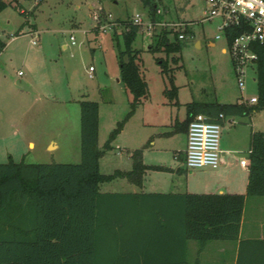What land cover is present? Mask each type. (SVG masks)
I'll return each mask as SVG.
<instances>
[{
	"label": "rangeland",
	"instance_id": "1",
	"mask_svg": "<svg viewBox=\"0 0 264 264\" xmlns=\"http://www.w3.org/2000/svg\"><path fill=\"white\" fill-rule=\"evenodd\" d=\"M154 1L158 4L160 12L156 13L161 19L155 27L150 23L147 7L140 0H18L19 6H8L0 12V37L6 42L0 53V163L9 160L78 162L79 100H95L99 104V147L108 139L117 121L125 117L131 94L125 91L119 80L118 60L119 51L124 49V28L117 26L114 30L109 26V20L140 18L141 29L132 47L139 51L149 97L110 143L111 148L105 152L109 160L107 163L102 161L99 168L102 173L128 168L127 150L142 147L143 141L139 142L142 131L151 132L149 125L143 130L142 122L152 120L159 109L168 111L164 107H170L174 124L176 118L184 119L185 103L189 101L233 103L242 97H256L254 72L248 70L243 90L238 86L227 41L218 30L221 20H202L206 0ZM20 9L31 12L32 16L25 19ZM27 20L35 24L36 32L31 31L28 24L19 31ZM180 23L186 26H180ZM185 27L189 37L178 38L182 40L179 52L166 55L150 49L157 43V38L153 37L154 29L184 33ZM17 32L20 34L16 35ZM217 35H220L219 39H216ZM70 37L74 38L73 44ZM169 39L174 40L173 34ZM32 40L36 43L33 44ZM208 41H214L215 46L211 47ZM222 48L227 51L222 52ZM174 56L178 57L177 62L172 61ZM161 60L167 62V72L161 70ZM171 74L175 75L173 82L177 87L176 96L172 98L164 92L171 87ZM255 117L256 128L264 130V110L257 112ZM238 120L247 123L244 125ZM248 121L249 118L244 116L235 117L233 125L226 120L221 127L220 148H225L233 140L240 147L246 146ZM183 140V133L161 140L167 149L155 155L164 162H171V149L181 148ZM251 199L255 203L264 201V197ZM254 205L256 211L254 208L253 211L258 218L264 219V207ZM254 224L242 216L239 240L244 241L247 225ZM190 243L191 255H194L198 244L195 241ZM209 245L224 246V250L228 247L226 252L219 250L218 255L210 256V261L236 263L234 252L238 253L239 241L214 240Z\"/></svg>",
	"mask_w": 264,
	"mask_h": 264
},
{
	"label": "trees",
	"instance_id": "2",
	"mask_svg": "<svg viewBox=\"0 0 264 264\" xmlns=\"http://www.w3.org/2000/svg\"><path fill=\"white\" fill-rule=\"evenodd\" d=\"M147 7L152 26L160 22L158 4L140 0ZM19 6L18 0H0V12ZM27 19L31 12L20 9ZM113 29L124 28V49L118 53L119 77L126 92L129 110L117 121L108 139L98 146L99 104L79 100L80 160L78 162L33 163L24 160L0 163V264H199L190 260L188 242L198 244L197 253L214 240L239 241L235 264H264V251L252 256L242 254L239 240L246 198L264 197V131L250 135L248 179L245 193H132L102 192L101 183L115 178L137 180L145 169H160L143 164L141 149L127 150L132 159L130 170L105 174L99 160L111 148V142L125 122L148 97L139 51L132 47L141 29L132 20L114 19ZM30 30L35 24L28 20ZM96 30H98L96 28ZM115 33V32H114ZM185 34H189L185 27ZM20 33H16L19 35ZM174 40L170 41L169 35ZM176 30L161 28L153 51L177 53L182 40ZM116 35V33H115ZM233 34L228 35V41ZM6 42L0 37V53ZM256 102L240 99L235 103L190 101L185 104L186 119L178 130H187L195 114L222 122L226 116H249L264 110V45L254 44ZM177 62L178 57L171 58ZM167 72V62L161 60ZM174 74L165 95L176 96ZM223 118H219V115Z\"/></svg>",
	"mask_w": 264,
	"mask_h": 264
},
{
	"label": "crops",
	"instance_id": "3",
	"mask_svg": "<svg viewBox=\"0 0 264 264\" xmlns=\"http://www.w3.org/2000/svg\"><path fill=\"white\" fill-rule=\"evenodd\" d=\"M36 32V28L31 30ZM35 41V40H32ZM33 43V42H32ZM196 44H199L196 41ZM208 44L213 47L215 46L214 41H208ZM222 52H226L225 48H222ZM249 70L255 74V63H253ZM255 79V76L253 77ZM120 80V79H119ZM117 80V81H119ZM23 83L20 80H17V83ZM257 96V95H256ZM243 99V97L241 98ZM247 99V98H245ZM237 99L235 102L239 101ZM190 102V101H189ZM206 102V101H199ZM208 102H219V101H208ZM233 102V103H235ZM144 103V102H143ZM139 105L136 109H138ZM187 103V102H186ZM185 103V104H186ZM226 103V102H219ZM167 106V103L164 102ZM169 105V103H168ZM168 111L164 109H159L152 120L143 121L142 126L143 130H146V126L149 125L151 132L146 134L142 131L139 142L143 141L141 149V157L143 164L147 166H157L160 169L148 168L143 171L140 178L137 180L139 183H134L128 181L126 178H115L109 182L101 183L99 189L102 192H132V193H233V194H243L246 190L247 179H248V166H243L240 163L242 158L248 160V157H243L241 154H249V142L250 135L254 131H264L261 128H256V113L261 111L252 112L249 116H244L249 118V129L247 131V145L240 147L236 140H233L229 143L228 146L221 149V159L222 162L219 167L213 169L210 167H202L197 169H188L184 163V151L186 148V131L183 129L178 130V124L186 119V110L185 117L182 120L176 118L174 124L171 122L172 119V110L170 107ZM242 115L226 116L222 119L221 126L223 127L226 120H230L232 125L234 124L235 117H241ZM243 117V116H242ZM239 122L246 125L247 121L238 120ZM231 125V124H230ZM248 126V125H247ZM173 127V129H172ZM175 133H183L184 140L183 146L181 148H172L173 151L171 162H164L160 160L155 154L156 152H161L167 148L164 146L163 139H169ZM29 145H32L31 143ZM121 148V147H120ZM121 149H126L123 147ZM129 150V149H128ZM135 150V149H131ZM121 153V152H120ZM107 153H105L99 160V168L101 162L107 163L109 158L106 159ZM130 160L128 168L120 169L115 168L114 170H130L132 168V159ZM113 170V171H114ZM189 170V172H188ZM113 173V172H112ZM161 173L162 175H156ZM109 174V173H105ZM251 198H246L243 207L242 216L245 220H252L255 222L254 225H247L245 231L246 236L243 239L242 243L245 246L244 255L252 256L257 252L264 251V219L262 217L258 218L256 214V205L264 207V201H257L256 203L252 201ZM253 208L255 211H253ZM256 233V234H255ZM240 239V238H239ZM211 242V241H210ZM194 247V246H193ZM193 249V248H192ZM191 243L188 242V256L190 260H195L196 258L199 261V264H219L213 261H210V256L218 255L217 252H226L228 247L224 250V246L214 247L209 245V242L205 245L203 250L199 253H194L191 255ZM220 250V251H219ZM224 250V251H223ZM197 251V250H196ZM190 254V255H189ZM205 256V257H204ZM234 256L237 257V252H234ZM234 259V258H233Z\"/></svg>",
	"mask_w": 264,
	"mask_h": 264
},
{
	"label": "built area",
	"instance_id": "4",
	"mask_svg": "<svg viewBox=\"0 0 264 264\" xmlns=\"http://www.w3.org/2000/svg\"><path fill=\"white\" fill-rule=\"evenodd\" d=\"M157 11L160 12L159 9ZM213 18L221 20L218 30L223 33V37L227 41L236 80L239 88L243 90L249 67L256 59V53L252 46L254 44L264 45V0H242L241 3H238L237 0H206L202 20L211 21ZM133 23L140 24V18L136 16ZM113 25V23H109L110 27ZM180 26L186 25L180 23ZM233 33L234 36L228 41V35ZM188 37V34L182 32L178 34L179 39ZM219 38L220 35H217L216 39ZM70 40L73 44L74 38L70 37ZM91 69L90 67L89 70ZM242 100H247L250 103L257 101L255 96ZM219 118H223L221 114ZM221 127L219 121H210L201 113L192 117L186 131L184 151V163L188 169L219 167L222 162ZM240 163L247 166L248 161L242 158Z\"/></svg>",
	"mask_w": 264,
	"mask_h": 264
},
{
	"label": "water",
	"instance_id": "5",
	"mask_svg": "<svg viewBox=\"0 0 264 264\" xmlns=\"http://www.w3.org/2000/svg\"><path fill=\"white\" fill-rule=\"evenodd\" d=\"M19 85H21V86H23V87H25V84L24 83H18ZM241 156H243V157H248L249 156V154L248 153H243V154H241Z\"/></svg>",
	"mask_w": 264,
	"mask_h": 264
},
{
	"label": "clouds",
	"instance_id": "6",
	"mask_svg": "<svg viewBox=\"0 0 264 264\" xmlns=\"http://www.w3.org/2000/svg\"><path fill=\"white\" fill-rule=\"evenodd\" d=\"M237 2H238V3H241V2H242V0H237ZM249 7H251V5H249Z\"/></svg>",
	"mask_w": 264,
	"mask_h": 264
}]
</instances>
